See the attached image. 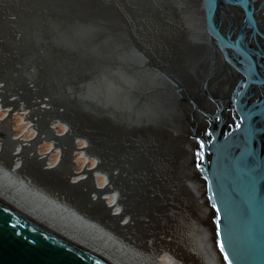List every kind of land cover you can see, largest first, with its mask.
<instances>
[{
  "label": "water",
  "instance_id": "obj_1",
  "mask_svg": "<svg viewBox=\"0 0 264 264\" xmlns=\"http://www.w3.org/2000/svg\"><path fill=\"white\" fill-rule=\"evenodd\" d=\"M263 10L264 0H0V114L21 116L0 122L2 146L32 148L35 167L115 222L140 219L133 230L158 251L187 264H264ZM194 29L238 73L230 95L214 85L217 68L204 83L185 76L205 57ZM23 116L44 142L23 140ZM55 142L69 151L59 173L45 157ZM0 264L107 262L0 198Z\"/></svg>",
  "mask_w": 264,
  "mask_h": 264
},
{
  "label": "bare ground",
  "instance_id": "obj_2",
  "mask_svg": "<svg viewBox=\"0 0 264 264\" xmlns=\"http://www.w3.org/2000/svg\"><path fill=\"white\" fill-rule=\"evenodd\" d=\"M14 115L7 113V120ZM6 126H0V198L107 264H187L158 251L163 244L148 243L138 237V230L133 229L140 219L129 221L128 227L119 224L115 222L118 216L107 214L75 194V188H64L63 181L35 167V159H30L32 148L23 150V156H12V142L2 146ZM37 127L34 130L41 132ZM31 141H44V133ZM51 145L53 152L60 150L58 142ZM37 149L38 145H34V152ZM85 155L87 159L92 157V153ZM61 157L59 165L51 168L56 173L69 169V151ZM97 165V169L103 170V162ZM92 171L88 168L82 174ZM97 177L88 179V183H95ZM105 180L107 189L116 186L112 173H105ZM77 186H86V179L78 181ZM114 203L122 210V217H129V207H124L122 198L114 196Z\"/></svg>",
  "mask_w": 264,
  "mask_h": 264
},
{
  "label": "flooded vegetation",
  "instance_id": "obj_3",
  "mask_svg": "<svg viewBox=\"0 0 264 264\" xmlns=\"http://www.w3.org/2000/svg\"><path fill=\"white\" fill-rule=\"evenodd\" d=\"M234 11L232 12V17L234 19V22L236 25L239 24L243 20V15L241 10L239 9H233ZM264 11V10H263ZM196 18H194L195 22H198L202 17V8H199L196 10ZM231 22L228 23L227 26H230ZM260 29L261 27L264 28V22L263 24L260 23ZM198 28L200 29V24L198 25ZM226 28V26L224 27ZM199 33L198 30L195 31L194 29V35L197 37L196 40H194L197 44V49L200 48L198 47L201 45V53L205 56L203 57L200 55V58H196L194 61H192V69L189 71V74L185 73V76L194 81L196 84H198V81H202V83L205 82L206 78L210 75V73L213 72L215 68L219 69L220 71L218 72V75L220 76L214 83V85L221 86L225 95L228 96L230 93H232V90L235 88V86L238 84V73L231 68H224V57L218 53L217 57L213 54V51L211 47L209 46L210 43L207 42V40L204 38L205 35ZM204 36V37H203ZM193 40V39H192ZM200 52V51H199ZM202 57V58H201ZM206 64H205V63ZM200 63L203 64V66L200 65ZM194 72V73H193ZM193 73V75H191ZM257 95H259V91H257ZM256 95V97H257ZM202 99H204L202 97ZM212 112L215 114L217 111H219V108L214 105L211 107Z\"/></svg>",
  "mask_w": 264,
  "mask_h": 264
},
{
  "label": "rangeland",
  "instance_id": "obj_4",
  "mask_svg": "<svg viewBox=\"0 0 264 264\" xmlns=\"http://www.w3.org/2000/svg\"><path fill=\"white\" fill-rule=\"evenodd\" d=\"M7 113L8 112H4V113L0 114V122H2L5 119L7 120V118H6L7 117ZM28 118H29V116H23V126H25L23 140L31 141V140H34L36 138V137L33 138V135L37 133V131H35L34 128L37 130L38 127H37V125L34 126V127H32L31 121ZM13 120H16L17 123H21V116L14 115V116H12V119L11 120L8 119L7 121H13ZM42 142H44V141H42ZM37 151H38V149H37ZM48 153L51 154V157H56L58 163L60 162V159L62 158L61 157V151L60 150H55L53 152V147H52L51 144H49L48 145V148H47L46 154H48ZM89 160H92V157L91 158H88V159L86 158L87 167L90 168V169H92V168H94L95 162H89ZM97 164H98V162H97ZM97 180H98V177H97ZM105 183H106V180H105Z\"/></svg>",
  "mask_w": 264,
  "mask_h": 264
}]
</instances>
